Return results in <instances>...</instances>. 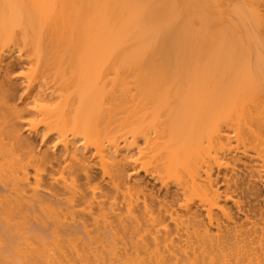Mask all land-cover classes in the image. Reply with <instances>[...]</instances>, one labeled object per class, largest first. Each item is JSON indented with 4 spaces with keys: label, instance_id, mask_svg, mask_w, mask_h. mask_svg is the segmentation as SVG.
<instances>
[{
    "label": "bare ground",
    "instance_id": "1",
    "mask_svg": "<svg viewBox=\"0 0 264 264\" xmlns=\"http://www.w3.org/2000/svg\"><path fill=\"white\" fill-rule=\"evenodd\" d=\"M0 264H264V0H0Z\"/></svg>",
    "mask_w": 264,
    "mask_h": 264
},
{
    "label": "rangeland",
    "instance_id": "2",
    "mask_svg": "<svg viewBox=\"0 0 264 264\" xmlns=\"http://www.w3.org/2000/svg\"><path fill=\"white\" fill-rule=\"evenodd\" d=\"M19 74V73H18Z\"/></svg>",
    "mask_w": 264,
    "mask_h": 264
}]
</instances>
